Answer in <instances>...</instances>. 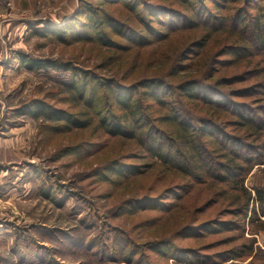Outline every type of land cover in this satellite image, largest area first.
Returning a JSON list of instances; mask_svg holds the SVG:
<instances>
[{"label": "trees", "instance_id": "trees-1", "mask_svg": "<svg viewBox=\"0 0 264 264\" xmlns=\"http://www.w3.org/2000/svg\"><path fill=\"white\" fill-rule=\"evenodd\" d=\"M34 34L90 45L95 68L104 73L85 71L77 59L22 55L30 70L60 72L54 79L78 107L74 112L37 99L32 115L58 121L53 131L94 129L121 141L114 156L92 169L100 179L117 185L158 179L125 195L116 217L153 209L173 216L201 187L207 201L199 209L219 206L217 218H189L144 243L116 235L111 256L153 264L141 251L146 246L177 263L216 262L217 256L176 243L190 231L253 235L218 259L264 255L256 239L264 231V0H80L63 23ZM72 146L73 153L82 147ZM256 166L263 183L250 188L246 181ZM159 183L163 188L153 194ZM121 226L113 230L125 232Z\"/></svg>", "mask_w": 264, "mask_h": 264}, {"label": "rangeland", "instance_id": "rangeland-1", "mask_svg": "<svg viewBox=\"0 0 264 264\" xmlns=\"http://www.w3.org/2000/svg\"><path fill=\"white\" fill-rule=\"evenodd\" d=\"M79 3L0 0V264H130L111 256L114 236L144 243L156 233H170L189 218L200 223L219 217L216 204L199 209L207 201L202 187L187 197L173 216L153 209L116 217L123 197L146 191L158 181L155 175L118 185L100 179L92 169L114 156L121 141L99 136L94 129L53 131L51 126L58 121L30 112L37 99L74 112L78 107L68 101L69 92L54 79L60 72L30 70L22 63V55L42 60L77 59L85 71L104 73L95 68L96 52L90 45H67L34 34L36 28L63 23ZM74 63L81 66V62ZM75 144L82 147L73 153ZM61 150L64 153L57 156ZM262 183L263 174L256 166L246 184L252 188ZM156 185L153 194L163 188ZM145 219L156 222L144 225ZM121 224L126 233L113 230ZM252 236L247 232L239 238L231 231L201 236L190 231L175 241L217 256L211 264H264V255L250 258L246 256L249 252L234 261L218 259L219 253L242 247ZM256 239L264 249V231L256 234ZM143 247V255L153 264H183Z\"/></svg>", "mask_w": 264, "mask_h": 264}]
</instances>
